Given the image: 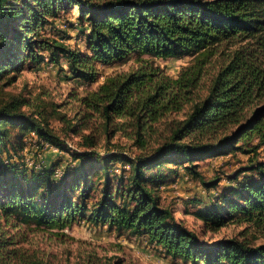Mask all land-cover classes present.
Segmentation results:
<instances>
[{"label":"trees","instance_id":"16d2710c","mask_svg":"<svg viewBox=\"0 0 264 264\" xmlns=\"http://www.w3.org/2000/svg\"><path fill=\"white\" fill-rule=\"evenodd\" d=\"M74 9L89 53L43 31ZM221 44L237 47L220 63L207 93L184 117L168 119L197 92ZM131 54L191 55L193 61L177 77L144 61L83 94L79 127L89 131L70 124L80 149L70 152L61 175L56 164L20 171L0 155V264H36L19 253L8 227L21 222L63 229L79 221L144 236L190 264H264V241L205 238L206 231L229 223L264 227V159H250L242 167L250 173L239 177L238 170L235 183L208 201L190 200L199 203L192 214L202 231L178 219L159 193L180 166L181 176L201 179L200 160L257 155L264 142V0H0V86L26 66L62 57L69 77L93 82L95 61L112 64ZM29 102L14 95L1 103L0 153L8 150L12 130L20 138L33 131L59 147L41 113L22 109ZM215 183L203 180L207 189Z\"/></svg>","mask_w":264,"mask_h":264},{"label":"rangeland","instance_id":"374dc122","mask_svg":"<svg viewBox=\"0 0 264 264\" xmlns=\"http://www.w3.org/2000/svg\"><path fill=\"white\" fill-rule=\"evenodd\" d=\"M81 25L76 19L74 9L65 16L57 18L54 23H47L43 31L55 37L63 36L72 47L78 48L82 53H89L85 44L86 31ZM236 45L218 46L216 53L204 68V75L197 92L180 109L167 115L168 119L184 117L193 102L207 93L210 80L217 72L220 63L237 47ZM144 61L158 66L171 77H177L192 63L193 56L161 58L131 54L123 61L112 64L95 61L99 75L93 82H83L69 77V68L64 57L59 63L44 60L37 66H26L21 69L13 81L0 86V105L14 95L29 100V104L22 105V109L26 112L41 113L46 125L57 135L59 147L44 138H39L33 131L27 132L20 138L19 132L12 130L11 138L7 143L8 150L0 153L8 158L7 161L4 159L3 164L12 163L20 171L22 169L39 171L56 164V174L61 175L62 165L66 163L70 152L80 149L79 135L69 129L71 123H76L78 127L82 125L84 117L81 116L85 114L86 109L80 97L87 91L95 89L107 76L134 68ZM160 128H163L162 125ZM79 129V133L89 131L88 128L79 127ZM256 153L257 155L233 152L200 160L198 168L201 179L187 175L182 177L184 168L180 166L178 176L169 183L161 185L159 193L162 202L173 205L174 215L185 225L196 231H202L201 221L192 214L199 203H192L190 200L198 197L208 201V198L235 183L231 177L238 170H242L239 177L250 173L242 167L251 162L250 159H264V142L258 146ZM1 168L0 164V171ZM203 180H215L216 183L207 189L203 185ZM8 231L15 234V247L19 249V253L25 257L31 256L36 264H113L116 260H118L117 264H190L164 254L144 236L129 235L108 229L106 225H93L87 221L75 222L63 229H48L20 222L16 227H8ZM205 233L206 239L236 235L254 243L264 241V227L243 223H229Z\"/></svg>","mask_w":264,"mask_h":264},{"label":"crops","instance_id":"0c3cea01","mask_svg":"<svg viewBox=\"0 0 264 264\" xmlns=\"http://www.w3.org/2000/svg\"><path fill=\"white\" fill-rule=\"evenodd\" d=\"M182 177H183V176H182ZM182 177H181V178H182Z\"/></svg>","mask_w":264,"mask_h":264}]
</instances>
